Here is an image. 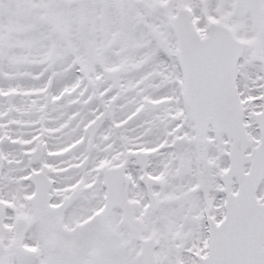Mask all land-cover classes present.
Masks as SVG:
<instances>
[{
  "label": "snow or ice",
  "instance_id": "6c2138e0",
  "mask_svg": "<svg viewBox=\"0 0 264 264\" xmlns=\"http://www.w3.org/2000/svg\"><path fill=\"white\" fill-rule=\"evenodd\" d=\"M0 264H264V0H0Z\"/></svg>",
  "mask_w": 264,
  "mask_h": 264
}]
</instances>
